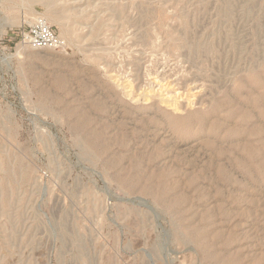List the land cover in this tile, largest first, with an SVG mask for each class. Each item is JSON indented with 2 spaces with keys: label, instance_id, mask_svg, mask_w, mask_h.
<instances>
[{
  "label": "rangeland",
  "instance_id": "374dc122",
  "mask_svg": "<svg viewBox=\"0 0 264 264\" xmlns=\"http://www.w3.org/2000/svg\"><path fill=\"white\" fill-rule=\"evenodd\" d=\"M0 264H264V0H0Z\"/></svg>",
  "mask_w": 264,
  "mask_h": 264
},
{
  "label": "built area",
  "instance_id": "2783aa9c",
  "mask_svg": "<svg viewBox=\"0 0 264 264\" xmlns=\"http://www.w3.org/2000/svg\"><path fill=\"white\" fill-rule=\"evenodd\" d=\"M27 39L35 48H52L60 45V38L44 21L39 20L32 25L28 33H22V40Z\"/></svg>",
  "mask_w": 264,
  "mask_h": 264
},
{
  "label": "bare ground",
  "instance_id": "6f19581e",
  "mask_svg": "<svg viewBox=\"0 0 264 264\" xmlns=\"http://www.w3.org/2000/svg\"><path fill=\"white\" fill-rule=\"evenodd\" d=\"M53 17H54V16H53ZM55 17H56V16H55ZM55 17H54V18H55ZM56 18H57V17H56ZM56 18H55V19H56ZM52 19H53V18H52ZM57 20H58V19H57ZM166 141L168 142V140H166ZM191 145H192V144H191ZM157 146H158V145H157ZM177 150H178V149H177ZM179 153H180V152H179ZM181 153H182V152H181ZM181 153H180V154H181ZM177 154H178V153H177ZM181 155H182V154H181ZM180 158H181V157H180ZM166 161H167V160H166Z\"/></svg>",
  "mask_w": 264,
  "mask_h": 264
}]
</instances>
